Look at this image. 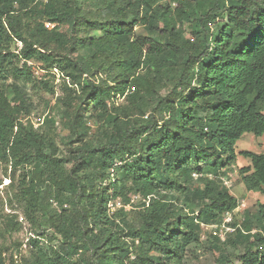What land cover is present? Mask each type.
I'll use <instances>...</instances> for the list:
<instances>
[{"label": "trees", "instance_id": "trees-1", "mask_svg": "<svg viewBox=\"0 0 264 264\" xmlns=\"http://www.w3.org/2000/svg\"><path fill=\"white\" fill-rule=\"evenodd\" d=\"M55 70L75 93L57 101L66 159L53 119L25 122L20 87L54 95ZM246 133L264 134V0H0V160L23 170L28 220L61 237L31 264H184L202 226L239 207L221 183L238 156L245 190L264 194V154L236 152ZM232 226L238 263L264 264V204Z\"/></svg>", "mask_w": 264, "mask_h": 264}, {"label": "rangeland", "instance_id": "rangeland-1", "mask_svg": "<svg viewBox=\"0 0 264 264\" xmlns=\"http://www.w3.org/2000/svg\"><path fill=\"white\" fill-rule=\"evenodd\" d=\"M47 26L53 27L50 24H47ZM65 29L66 27H60L61 31H65ZM184 30V36L187 39H192L187 25L184 26ZM137 32L139 34L151 35L149 31L142 27L138 28ZM20 46L21 44H18L19 48ZM172 69H176V66L175 68L173 66ZM54 72L57 75L54 95L46 93L43 90L32 88V86L20 85L22 92L31 104V112L25 114L24 119L25 122L27 120L31 121L36 128L45 127L46 121L53 119L55 121V145L58 148L57 156L66 159L70 155L67 140L71 134L70 130L65 128L61 122L62 105L57 101L60 98L69 97L75 93L66 89L67 83L61 86L63 80L59 73L60 71L55 70ZM9 84L10 82L7 83V85ZM73 87L75 88V86ZM6 92L9 97H12L13 94L8 90V86ZM79 94L78 92L77 95ZM118 104L128 105V101L121 98L118 100ZM46 127L44 131L47 130ZM92 127L95 126L92 124ZM236 152L264 154V134L262 136H255L252 133L244 134L236 144ZM0 153H2L1 150ZM248 164H250V161L247 158L238 156L237 165L230 167L234 171H231L233 177L230 179L231 186L229 191L239 200V207L232 215L231 228H233L232 223L234 222L240 225L246 213L255 214L257 204H264V194L247 192L242 184L238 170L240 167ZM71 165L67 161L65 167L68 169ZM22 172V169L15 170L11 168V165H7L0 160V179L3 181V184L0 186V258L3 259L4 264H31L38 257L47 259L53 255L54 249H60L59 246L61 245V237L55 229L51 227H39L33 224L31 220H28L25 214L26 203L19 198V192L22 190L20 188ZM196 183L198 184V182ZM221 183L225 186L223 181ZM137 201L134 198V203H137ZM110 207L112 212H117L121 208V205L120 203H116L110 205ZM126 209L128 211L132 208L127 207ZM58 210V204L55 202L51 207L50 214L54 215ZM67 215H70V212H67ZM37 217L39 221L40 216L38 215ZM11 219H15L18 223V226L14 229L9 225ZM221 226L222 224L203 225L200 241L187 247L183 257V263L217 264V259L221 255H225L229 257L233 264H239L237 256L243 253V247L234 248L231 245H226L225 240L227 234L233 233V231L227 232ZM215 233H218V235ZM214 237L224 242L219 251L214 250L212 244ZM32 238L37 239L39 242L37 246L31 245L29 240H32Z\"/></svg>", "mask_w": 264, "mask_h": 264}, {"label": "built area", "instance_id": "built-area-1", "mask_svg": "<svg viewBox=\"0 0 264 264\" xmlns=\"http://www.w3.org/2000/svg\"><path fill=\"white\" fill-rule=\"evenodd\" d=\"M195 177H197L196 175H195ZM210 178H212V176L210 175L209 176ZM233 176H232V174L231 173H228L227 174V176H225V177H223L222 178V180H223V182H224V185L229 189L230 188V182H231V178H232ZM238 209V208H237ZM236 209V210H237ZM235 210V211H236ZM235 211H233V212H231V213H228V214H226V216H225V218H224V220H223V223H222V228L223 229H225V231H227V232H229V231H234L235 229H233V228H231V226H230V224H231V221H232V215L234 214V212ZM216 235H218V233H215Z\"/></svg>", "mask_w": 264, "mask_h": 264}]
</instances>
